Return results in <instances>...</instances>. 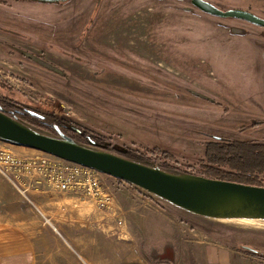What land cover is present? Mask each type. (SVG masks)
Here are the masks:
<instances>
[{"label":"rangeland","instance_id":"rangeland-1","mask_svg":"<svg viewBox=\"0 0 264 264\" xmlns=\"http://www.w3.org/2000/svg\"><path fill=\"white\" fill-rule=\"evenodd\" d=\"M206 1L264 19V0ZM0 107L42 115L23 122L49 136L236 180L206 150L264 143V29L191 0H0ZM103 179L106 208L48 187L25 197L0 171V213L32 237L34 264H264V221L199 217Z\"/></svg>","mask_w":264,"mask_h":264},{"label":"water","instance_id":"water-1","mask_svg":"<svg viewBox=\"0 0 264 264\" xmlns=\"http://www.w3.org/2000/svg\"><path fill=\"white\" fill-rule=\"evenodd\" d=\"M32 1L55 3L60 0ZM191 2L207 14L241 19L264 27V19L251 12L222 10L206 0ZM33 114L44 119L42 115ZM0 140L51 154L123 180L146 195L161 199L189 214L222 221H264V187L169 172L107 150L82 145L61 132L60 137L49 136L5 113L1 107ZM245 248L258 253L253 248Z\"/></svg>","mask_w":264,"mask_h":264},{"label":"built area","instance_id":"built-area-1","mask_svg":"<svg viewBox=\"0 0 264 264\" xmlns=\"http://www.w3.org/2000/svg\"><path fill=\"white\" fill-rule=\"evenodd\" d=\"M0 171L25 197L30 192H41L44 191L42 188L48 187L59 192L76 193L101 208H106L114 199L103 179L109 175L43 152L32 157H22L7 148L0 149ZM112 178L134 187L123 180ZM118 223L123 225L124 221Z\"/></svg>","mask_w":264,"mask_h":264},{"label":"trees","instance_id":"trees-1","mask_svg":"<svg viewBox=\"0 0 264 264\" xmlns=\"http://www.w3.org/2000/svg\"><path fill=\"white\" fill-rule=\"evenodd\" d=\"M2 110L22 122L25 119L24 116L28 114L38 117L28 109L25 110L26 114L22 112L24 109H16L14 112H7V110L2 107ZM206 156L212 165L228 168L229 173L231 170L237 172L236 175H232L236 180L223 177H217L218 179L264 187L260 181L250 177L252 173L259 174L260 172H264V143L237 140L228 142L218 141L208 144ZM217 176H220V174H217Z\"/></svg>","mask_w":264,"mask_h":264},{"label":"crops","instance_id":"crops-1","mask_svg":"<svg viewBox=\"0 0 264 264\" xmlns=\"http://www.w3.org/2000/svg\"><path fill=\"white\" fill-rule=\"evenodd\" d=\"M0 144L9 143L0 140ZM144 199L143 203L148 204L149 199ZM5 213L8 212L0 213V264H34L35 249L32 237L25 230L12 225Z\"/></svg>","mask_w":264,"mask_h":264},{"label":"flooded vegetation","instance_id":"flooded-vegetation-1","mask_svg":"<svg viewBox=\"0 0 264 264\" xmlns=\"http://www.w3.org/2000/svg\"><path fill=\"white\" fill-rule=\"evenodd\" d=\"M60 1H62V0H60ZM59 1V2H60ZM192 3V2H191ZM193 5V4H192ZM200 10V9H199ZM203 12V11H202ZM223 18V17H222ZM232 19H234V18H232ZM236 20H240V21H244V22H247V23H249V24H251V25H254V26H257V27H260V28H262V29H264V27L263 26H259V25H256V24H253V23H250V22H248V21H245V20H241V19H236ZM67 130V129H66ZM72 131H74L75 132V134L74 135H76V136H78V135H83L82 133H81V131L80 130H78V129H74V130H72Z\"/></svg>","mask_w":264,"mask_h":264},{"label":"bare ground","instance_id":"bare-ground-1","mask_svg":"<svg viewBox=\"0 0 264 264\" xmlns=\"http://www.w3.org/2000/svg\"><path fill=\"white\" fill-rule=\"evenodd\" d=\"M257 221H259V222H263V221H261V220H257Z\"/></svg>","mask_w":264,"mask_h":264}]
</instances>
